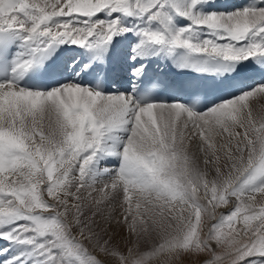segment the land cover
Segmentation results:
<instances>
[{
	"label": "snow or ice",
	"instance_id": "1",
	"mask_svg": "<svg viewBox=\"0 0 264 264\" xmlns=\"http://www.w3.org/2000/svg\"><path fill=\"white\" fill-rule=\"evenodd\" d=\"M254 103L264 0H0V264H264Z\"/></svg>",
	"mask_w": 264,
	"mask_h": 264
},
{
	"label": "rangeland",
	"instance_id": "2",
	"mask_svg": "<svg viewBox=\"0 0 264 264\" xmlns=\"http://www.w3.org/2000/svg\"><path fill=\"white\" fill-rule=\"evenodd\" d=\"M257 200H258L257 201V207H259L261 205H264V196H262L260 194H257ZM201 202L204 203V201H201ZM230 207H231V205H229L227 207L221 206V207L217 208L216 209V217H217V219H219L221 214L227 212L228 208H230ZM202 221H203V224H202V228H203L202 236H206V234H207V225L215 223V221L209 219L206 214H202ZM204 258L205 257H200V259H204ZM185 264H187L186 260H185Z\"/></svg>",
	"mask_w": 264,
	"mask_h": 264
},
{
	"label": "bare ground",
	"instance_id": "3",
	"mask_svg": "<svg viewBox=\"0 0 264 264\" xmlns=\"http://www.w3.org/2000/svg\"><path fill=\"white\" fill-rule=\"evenodd\" d=\"M254 116L257 119H261L262 117H264V108H262V104L254 103ZM257 201L258 200H256V204H257ZM125 235H127V233H125Z\"/></svg>",
	"mask_w": 264,
	"mask_h": 264
}]
</instances>
